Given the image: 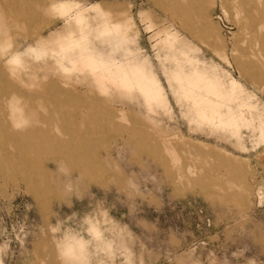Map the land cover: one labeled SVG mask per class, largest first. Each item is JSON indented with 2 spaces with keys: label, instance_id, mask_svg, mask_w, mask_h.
Returning <instances> with one entry per match:
<instances>
[{
  "label": "rangeland",
  "instance_id": "obj_1",
  "mask_svg": "<svg viewBox=\"0 0 264 264\" xmlns=\"http://www.w3.org/2000/svg\"><path fill=\"white\" fill-rule=\"evenodd\" d=\"M3 77L26 108L51 83L80 100L23 140L37 177L0 171V264H264V0H0Z\"/></svg>",
  "mask_w": 264,
  "mask_h": 264
},
{
  "label": "bare ground",
  "instance_id": "obj_2",
  "mask_svg": "<svg viewBox=\"0 0 264 264\" xmlns=\"http://www.w3.org/2000/svg\"><path fill=\"white\" fill-rule=\"evenodd\" d=\"M115 74L123 77L124 71H122L120 68H115ZM0 82L2 83V85L0 84V100L2 99L5 102L4 105L2 102L0 103V134H3L5 138L4 141L0 140V149L3 151H6V143L11 142V143H14L19 150L18 153L15 155V157L5 154L4 159L6 162L0 166V171L7 172V169L9 168L24 167L28 171H30L33 176L37 177L36 173H38V171L36 170V166L39 165L40 166L39 171H42L40 161L37 158H34L30 155L31 152L29 153L28 147L24 145L23 140L28 136H32L35 133H39L38 126L36 125L35 122L52 118V115L50 116L51 112L50 111L47 112L45 110L46 106H48L47 103L49 100H52L54 102L64 100L69 103L70 101H75L78 99L80 100V96L78 95L79 92L77 93V91L70 90V89L64 90L63 88H61L62 86L60 87L52 83L46 85L43 88L44 93H42L43 94L42 96L45 95L44 103L42 104L43 110L40 112V111L34 110L33 108H26L25 104L19 103V100H18L19 98H16L15 94L13 93L6 94L4 90L7 91V89L9 88L17 90L16 85H14L12 82H10L5 77L1 78ZM20 90L23 91L22 89ZM205 102L208 106L211 105L210 101L206 100ZM127 115H128L127 112L124 111L123 109L112 110V109L106 108L101 105H98L97 110L95 112L96 118L100 120L101 123L110 122L112 123L113 127L117 125L118 121L120 120L124 121L125 119H128ZM207 116H209V113ZM28 121H30V127H28L27 129H25L24 127L23 130H18L14 127L16 123L26 122L27 124ZM133 132H134V135L138 136V139H139V142H137L138 146L146 147L148 144L149 135L140 132L139 129H136ZM45 140L49 144L53 146H58L60 147V149L65 150L66 153H68V155L72 158L82 157L83 159L82 161L84 163V170L88 173V176L90 175L89 177H92L93 175L91 173L93 168L101 169V164L99 163L97 159L96 160L92 159V157L89 155L88 149L84 146L85 144L81 143V144L76 145L75 142L74 144H72L70 141H66L65 139H63L59 131L55 133V135H51L49 132H46ZM164 148H165V151L168 152V155L170 156V159L173 162L178 161L179 158L173 146L169 144H165ZM187 172L190 175H194L196 173L195 170H193L191 167L187 169ZM41 182L44 183V181L42 180Z\"/></svg>",
  "mask_w": 264,
  "mask_h": 264
},
{
  "label": "clouds",
  "instance_id": "obj_3",
  "mask_svg": "<svg viewBox=\"0 0 264 264\" xmlns=\"http://www.w3.org/2000/svg\"><path fill=\"white\" fill-rule=\"evenodd\" d=\"M25 126H26V122L16 123V124L14 125V127H15L16 129H18V130H23V128H24ZM58 171H59L61 174H63L64 176H70V175H71V171H70V169H69L66 165H64V164H61V165L58 166ZM65 188H66L67 191L71 192V191H73V184L69 181V182L65 185ZM52 231L55 232L56 229L53 228ZM232 255H233V257H237V258H238V254H237V253L234 252Z\"/></svg>",
  "mask_w": 264,
  "mask_h": 264
}]
</instances>
